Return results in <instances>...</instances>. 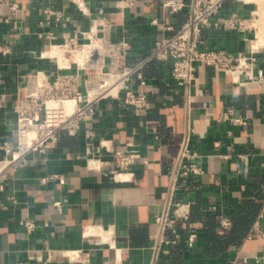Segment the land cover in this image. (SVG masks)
<instances>
[{
    "label": "crops",
    "instance_id": "0c3cea01",
    "mask_svg": "<svg viewBox=\"0 0 264 264\" xmlns=\"http://www.w3.org/2000/svg\"><path fill=\"white\" fill-rule=\"evenodd\" d=\"M165 1L0 0V44L9 48L0 54V171L4 144H16L13 107L26 77L71 71L46 55L50 46L67 35L89 43L83 32L94 38L109 26L112 40L127 44L123 64H138L192 15L194 0L178 12ZM47 8L61 19L48 21ZM233 13L253 26L219 28L215 20L201 48L254 58V74H264V0H223L219 17ZM142 74L147 107L102 97L47 153L32 151L23 167L6 170L0 264H264V85L205 64L190 86L175 80L171 61L153 60ZM132 83L140 86L136 76ZM225 113L245 123L222 120ZM119 153L135 157L122 166ZM191 165L200 172L185 174ZM177 204L188 218L175 214ZM165 213L172 226L163 228L157 218ZM173 229L181 239L168 243ZM72 250L84 261L69 259Z\"/></svg>",
    "mask_w": 264,
    "mask_h": 264
},
{
    "label": "built area",
    "instance_id": "2783aa9c",
    "mask_svg": "<svg viewBox=\"0 0 264 264\" xmlns=\"http://www.w3.org/2000/svg\"><path fill=\"white\" fill-rule=\"evenodd\" d=\"M131 2V0H128ZM223 0H194L192 4V15L175 31L171 36L165 37L155 44L154 50L138 64L127 66L123 64L125 57V42H114L111 38L109 26H101L95 31L94 38L91 33L83 32V35L90 39L89 43L97 40L99 43L95 51L86 57V62L98 60L101 54L109 51L104 56V65L101 69L87 67L77 60V55L89 43L79 41L77 35H67L62 42L54 43L63 52V58L68 61L65 65H60V57H53L61 69H71L69 72L58 74L52 79L46 71H36L26 77L25 85L17 93L14 112L16 113V144L5 143L3 148L9 159L5 168L0 171V183L6 179L8 168L19 169L23 167L32 151L45 154L59 139L62 131H72L80 127L83 121L88 120L95 113L96 101L102 97H117L122 103L135 109H143L148 105V94L144 86L146 81L142 74L143 67L153 61H171L172 74L175 80L183 86H190L195 80V73L198 64H205L215 67L233 77L245 75L247 79L258 81L264 85V74L255 75L253 72L254 58H248L243 54H233L224 49L206 48L202 49V32L215 21L219 28H240L242 30L252 27L251 23L237 14L233 13L229 17H219V10ZM165 6L172 12L182 10L186 3L184 0H166ZM13 9L15 7L13 6ZM47 20L56 16L61 19L62 14L58 10L47 8L44 10ZM249 27V28H250ZM257 31V28H255ZM52 44L49 51L53 49ZM9 48L0 44V54H6ZM46 52V53H47ZM73 66L75 70L72 71ZM82 71V73H81ZM84 73V75H83ZM100 74L96 84L102 91L92 94L90 86L94 85L92 75ZM84 76V77H83ZM138 77L140 86L133 85L132 80ZM84 85L85 90L81 89ZM115 89V92H112ZM108 90V91H107ZM106 91V92H105ZM222 120H232L235 123H245L242 117H233L230 113H225ZM92 135L89 131L88 136ZM188 154V152H184ZM120 165L125 166L130 163L135 155L125 156L119 153ZM199 173L195 165L186 166L184 173ZM185 205V204H184ZM183 204H177L175 214L178 217L188 218L189 210H180ZM189 207V204H186ZM162 227L172 226L168 215H160L157 218ZM28 229H33L35 224L31 220L24 221ZM224 225H228V220H223ZM175 237L167 240L168 243H176L181 239V234L173 229ZM197 235L191 233L187 237L189 246L194 244ZM84 253L81 250H72L67 256L72 261H84Z\"/></svg>",
    "mask_w": 264,
    "mask_h": 264
},
{
    "label": "bare ground",
    "instance_id": "6f19581e",
    "mask_svg": "<svg viewBox=\"0 0 264 264\" xmlns=\"http://www.w3.org/2000/svg\"><path fill=\"white\" fill-rule=\"evenodd\" d=\"M261 38V37H260ZM263 39V38H262ZM261 40V39H260ZM257 41V40H256ZM255 41V43H256ZM263 41V40H262ZM258 42V41H257ZM253 43V42H252ZM260 43V41H259ZM99 43L97 42V40H93L92 43L87 44L86 46H84V49L77 55V60L81 63V64H86L87 67H96L97 69H101V67L104 65V56L109 52L105 51L101 54L100 58L98 60H94L92 61V64L86 62V57H89V54L95 51V49L98 47ZM253 45V44H252ZM62 50L56 46V44L53 45V49L49 52L46 53L47 56H55V57H60V65H65L68 63V61L66 59L63 58L62 55ZM93 81H94V85L90 86V90L92 92V94L98 93L100 91H102L104 88H100L96 82L99 80L100 78V74H95L94 76L92 75ZM108 91V90H107ZM116 90L113 89L112 92H115ZM106 92V91H105Z\"/></svg>",
    "mask_w": 264,
    "mask_h": 264
},
{
    "label": "trees",
    "instance_id": "16d2710c",
    "mask_svg": "<svg viewBox=\"0 0 264 264\" xmlns=\"http://www.w3.org/2000/svg\"><path fill=\"white\" fill-rule=\"evenodd\" d=\"M245 232H241V234L240 235H243Z\"/></svg>",
    "mask_w": 264,
    "mask_h": 264
}]
</instances>
